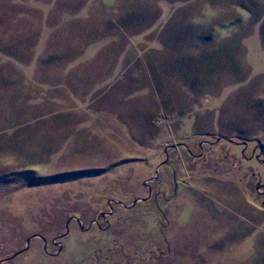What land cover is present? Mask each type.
<instances>
[{"label":"rangeland","instance_id":"1","mask_svg":"<svg viewBox=\"0 0 264 264\" xmlns=\"http://www.w3.org/2000/svg\"><path fill=\"white\" fill-rule=\"evenodd\" d=\"M0 264H264V0H0Z\"/></svg>","mask_w":264,"mask_h":264},{"label":"flooded vegetation","instance_id":"2","mask_svg":"<svg viewBox=\"0 0 264 264\" xmlns=\"http://www.w3.org/2000/svg\"><path fill=\"white\" fill-rule=\"evenodd\" d=\"M252 158L254 157V156H257V158H259L260 159V156H261V154H263V149L260 147H257L256 148V146L253 148V150H252Z\"/></svg>","mask_w":264,"mask_h":264},{"label":"crops","instance_id":"3","mask_svg":"<svg viewBox=\"0 0 264 264\" xmlns=\"http://www.w3.org/2000/svg\"><path fill=\"white\" fill-rule=\"evenodd\" d=\"M222 42H223V41H222ZM222 42H221V43H222Z\"/></svg>","mask_w":264,"mask_h":264}]
</instances>
